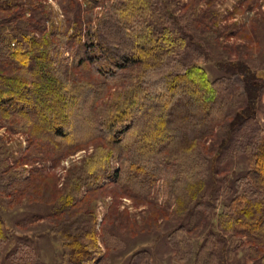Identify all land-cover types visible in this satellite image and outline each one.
Returning <instances> with one entry per match:
<instances>
[{"label": "trees", "instance_id": "trees-1", "mask_svg": "<svg viewBox=\"0 0 264 264\" xmlns=\"http://www.w3.org/2000/svg\"><path fill=\"white\" fill-rule=\"evenodd\" d=\"M215 1L62 0L60 27L44 0H0V123L29 143L16 160L21 170H0V192L31 193L43 164L94 147L46 206L61 264H112L116 235L106 236L105 252L97 230L104 191L119 187L147 200L166 173L170 198L186 214L170 243H186L199 215L220 230L197 250L178 252L174 264H234L245 243L264 264V71L258 58L231 60L233 46L222 38L236 30L221 26ZM105 4L93 30L95 9ZM213 60L223 73L215 79L205 67ZM193 128V140L177 148ZM207 138L215 157L202 144ZM238 158L247 169L220 178L226 161ZM105 177L114 181L102 185ZM42 219L25 212L16 225L27 230ZM11 229L0 213V264H36Z\"/></svg>", "mask_w": 264, "mask_h": 264}, {"label": "rangeland", "instance_id": "rangeland-1", "mask_svg": "<svg viewBox=\"0 0 264 264\" xmlns=\"http://www.w3.org/2000/svg\"><path fill=\"white\" fill-rule=\"evenodd\" d=\"M178 1L189 3L191 0ZM44 3L50 5L54 18L58 20L60 27H65L67 21L62 0H44ZM105 7H107L106 4L95 9L96 19L92 23L93 30L97 29V17L102 16ZM213 8L222 14V27H234V31L236 30L235 34H230L228 37L224 35L222 38L225 45L233 46L231 60L236 61L241 56L245 58L255 57L258 58V64L264 71V0H252L250 8L245 5L237 7L233 0H216ZM205 67L210 72L211 79L223 74L215 66L214 60L206 64ZM86 75H90L92 79L95 77L91 73H86ZM261 106L264 110V96ZM263 115L260 114V117ZM197 132V130L194 131V128L191 129L186 133V139L180 138L179 142L175 141V146L178 148L182 144L192 141ZM182 140L185 143L179 144ZM211 140L212 138H207V140L202 141L210 153V158L219 154L217 147H211ZM28 146L29 143L25 134L13 133L8 127L0 123V170H4L5 167L6 170H21L22 168L17 165L16 160H22V153H26ZM93 150L94 147L89 145L64 158L59 163L48 162L43 164L41 169L46 170L44 171L45 175L37 176L35 181L31 182L30 188H28L33 189L31 193L26 191V193L16 197L4 191L0 192V213L12 228L15 240L27 244L35 251L36 264H61V242L49 232L50 220L45 219L47 215L46 206L59 196L58 193L64 186L69 168L76 164L81 165L85 157L91 154ZM226 162L219 171L220 178L226 176V172L232 174L233 171L237 173L247 169V163L242 158ZM112 164L119 168L120 161L115 159ZM31 167V164L27 165V168ZM113 181L105 177L102 179V185ZM118 189L119 187H109L105 190L107 204L99 202L97 207L99 218L97 230L100 236V244L105 252L108 251L105 243L106 236L116 235L115 239L117 240L114 243H109L112 252V264H174L180 258L178 252L195 251L210 231H220L212 219L201 220V217L204 216L199 215L193 229L184 234L187 239L186 243L180 245L177 239V243L176 241L173 242L174 245L170 243L169 236L185 222L186 214H180L176 196L172 200L170 198L167 173L155 182L147 200L138 196L133 199L121 194ZM83 194L85 195L86 191H83ZM219 210L217 207L215 216ZM25 212L36 213L44 219L41 223L29 226L27 230H22L16 223L19 222V218L23 217ZM105 223L107 226L103 228ZM10 246L9 251H14L18 243L13 242ZM2 250L3 256L7 249ZM238 257L234 264H256L248 254L247 243L240 250ZM4 262H6L5 264L10 263L7 260Z\"/></svg>", "mask_w": 264, "mask_h": 264}]
</instances>
